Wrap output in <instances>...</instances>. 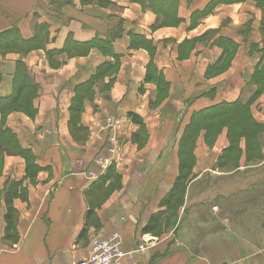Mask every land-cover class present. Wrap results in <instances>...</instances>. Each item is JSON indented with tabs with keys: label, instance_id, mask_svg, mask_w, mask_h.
<instances>
[{
	"label": "crops",
	"instance_id": "0c3cea01",
	"mask_svg": "<svg viewBox=\"0 0 264 264\" xmlns=\"http://www.w3.org/2000/svg\"><path fill=\"white\" fill-rule=\"evenodd\" d=\"M53 1L0 0V36L16 28L22 40H40L20 55H0V99L12 95L19 67L36 87V116L9 112L1 120L0 113V130L39 167L28 176L22 156L0 151V264H74L93 238L113 232L125 251L135 249L152 237L142 232L151 217L166 213L161 201L180 173L178 142L197 113L239 103L264 126V10L256 0H174L166 17L149 8L155 0H60L59 10ZM165 19L170 26L159 27ZM94 39L107 41V50L76 48ZM70 40L77 52H60ZM89 82L92 97L83 99L77 126L83 131H76L70 109ZM108 117L121 122L110 166L116 180L105 177L110 167L95 164L108 156ZM202 137L174 235L154 238L121 264H264V149L257 166H245L243 153L237 170L214 172L208 158L228 148L226 131L211 150ZM13 181L25 192L12 202L16 242L5 239L4 221ZM210 209H219L217 220Z\"/></svg>",
	"mask_w": 264,
	"mask_h": 264
},
{
	"label": "trees",
	"instance_id": "16d2710c",
	"mask_svg": "<svg viewBox=\"0 0 264 264\" xmlns=\"http://www.w3.org/2000/svg\"><path fill=\"white\" fill-rule=\"evenodd\" d=\"M236 2V1H242V0H215V2ZM259 7L264 10V0H256ZM65 3L64 1H60V0H56L52 2V5L54 6L55 10H59L62 4ZM57 5L59 7H57ZM172 5H175V1L174 0H158V1H153L149 3V8L154 10L155 12H157V14H159L158 16H167V13L170 11V9L172 8ZM119 36V35H118ZM39 39L37 40H31V41H24L19 37V32L16 28L10 29L9 31H6L4 33H2V35L0 36V48L2 47H8V46H17L19 47L20 51L25 52L28 51L30 49H32L33 47H39ZM104 43L106 45V47L101 44ZM70 45H73L70 43L69 45L65 46V48L63 50H61L60 52H70V51H74L77 52L78 50L81 49H85L83 52L89 50V48H93V47H97L101 50H107L106 48H108L109 43L107 41H100L98 39H94L91 41L90 44L88 45H80V46H76V50L73 49ZM71 48V49H70ZM53 54V53H52ZM22 68L20 74L19 73V69L16 72V75L14 77V84H15V89L12 93V95L8 98L5 99H0V113L3 114L4 112H10L11 110H13L14 108H19L21 109V111L25 112V114L29 117H32L35 114V110L32 108L31 106V101L33 99V97L35 96V90L36 87L34 86V84H31L30 81H28L27 78V74H26V70ZM146 80H149V76L147 75ZM92 83L89 82L87 83V85L85 86H81L78 88V91L76 93L75 98L73 99V103H72V107L70 109V113H72L71 118L69 120V124L72 126L76 131H83V129H81V127L79 126L77 128V126L79 125V114L81 113V105H82V101H83V97H80V94H83L85 92L90 91ZM26 91L27 95H25L24 97H20L21 92ZM76 104V107H74ZM233 110H237L241 117L240 119L245 121L246 123L250 124L252 128L256 129V130H263L264 131V126L259 125L255 122L252 121V119L250 118L249 114H248V110L244 107L241 106L239 103H233V104H220L218 106L206 109L204 111H201L199 113H197L195 115V118L193 119V122L191 123V125L188 127V129L186 130V132L183 135V138L185 137L186 133L188 130L192 129L195 125H194V120L198 119V118H210L216 115H219V113L222 112H229V111H233ZM131 121L137 125L140 126V129H142V122L139 120L138 117H136L133 114L129 115ZM183 140V139H182ZM0 141L3 145V147H5V150H12L14 153L19 154L20 156H22L24 158V160L26 161L27 165L25 168V172L28 176H32L33 173L37 170H39V167H37L34 162H33V158L28 154L27 150L22 149L16 139L15 136L8 130L6 129H1L0 130ZM251 141V143H249ZM254 140H247V146L248 143L253 145L252 142ZM232 147H229L225 150L226 153H229L230 156L232 153H236L235 151H233V149H231ZM246 149H248L246 147ZM3 149H0V151H2ZM240 151V150H239ZM256 152V150H252V149H248V153H250L249 156V160L250 158L254 157L251 153ZM193 155L191 151H188L185 155V159L182 160L180 162V173L179 176L177 177L171 191L166 195L165 198H163V200L161 201V206H163L165 208V212L168 210H171L172 212H174V210H176L177 208V203L182 199H184V195H185V191H186V187L187 184L189 182V180H187V178L190 176V171H191V166H192V159ZM185 171V172H184ZM112 173L114 174V169H112L111 167L107 170L105 177L106 178H111V179H118L119 177L114 174L112 177ZM186 174V175H185ZM189 174V175H187ZM182 181L184 182L181 183ZM24 196H25V192L24 190L21 188V184L19 182H11L4 194V202H5V206H6V212L4 215V221H5V239L6 240H11L13 242H16L18 240L17 234H16V229H15V219H14V210L12 207V202L14 199L16 198H20L24 200ZM181 202V205H182ZM164 212V213H165ZM92 216V211H88L86 214V220H89L90 217ZM159 216H163V213L161 215L156 214L155 216L151 217V219L148 221V223L146 224V226L143 228L142 232L143 234H153V232L158 229V227L160 226V219ZM167 216V214H166ZM86 232V227L83 228L81 235H83Z\"/></svg>",
	"mask_w": 264,
	"mask_h": 264
},
{
	"label": "rangeland",
	"instance_id": "374dc122",
	"mask_svg": "<svg viewBox=\"0 0 264 264\" xmlns=\"http://www.w3.org/2000/svg\"><path fill=\"white\" fill-rule=\"evenodd\" d=\"M100 2V0H98ZM170 26V22L165 20H161L159 23V27L161 28H167ZM7 54H17L20 55L21 51L19 47L17 46H8L4 48H0V55L5 56ZM49 65L51 67H56L54 62L48 61ZM227 63L224 65V69H227ZM222 69V68H220ZM216 69L212 71L211 77L217 76L222 70ZM22 68L19 67V73L20 74ZM108 89V88H107ZM264 89V85L261 86L260 90ZM27 95L26 91H22L20 97H24ZM86 95V96H85ZM86 98L87 101L91 100L92 97V92L91 94H88V92H85L83 94H80V97ZM166 95H159L157 96L156 100L159 101L162 98H165ZM76 107V104L75 106ZM82 107V105H81ZM83 107L81 108V110ZM16 112L19 114H22L26 116L25 112L21 111L19 108H14L13 110L10 111V114ZM83 111L79 114V118L81 117ZM72 113H70V118H71ZM7 116H9L8 112H4L1 114V120H4ZM36 116L33 115L32 118ZM27 117V116H26ZM241 115L237 110L233 111H225L222 113H219V115L210 117V118H198L194 120V127L190 130L187 131L185 137H182L180 141L178 142V151H179V159L180 161L185 159V155L188 151L192 152V155L196 149V144L200 136L202 135L203 137V144L208 148V150H211L215 147L216 141L218 137L222 134V132L225 130L226 131V140L228 143L229 147H232L233 151L236 153H232L231 156L229 153H226L225 151H222V154L218 159L215 161L214 158L210 157L208 158V166H212L214 168V172L217 170L219 172H231L233 170H237L240 165V160L243 158V153H244V163L245 166H257L260 164V162L263 160L262 157V151L264 149V131L263 130H256L251 127L250 124L246 123L245 121L240 119ZM106 122V120H105ZM73 128V125L71 126ZM71 132V130H69ZM73 138L76 140L79 139V137H82V134H74L72 133ZM97 141L101 140V137L97 134L96 136ZM183 139V140H182ZM253 139L254 141L252 142L253 145L249 144L251 141L248 143L247 146V140ZM246 147L252 150H256V152L251 153L254 157L250 158L249 156L250 153H248V149ZM243 148L244 151L241 150ZM0 149H3V152L9 155H13L14 152L10 149L8 151L5 150V147H3L1 141H0ZM240 150V151H239ZM3 153V154H4ZM209 153V151H208ZM1 154V162H2V157L4 156ZM193 162L191 169L194 168L195 166V158L192 157ZM185 172V171H184ZM186 175V174H185ZM189 175V174H187ZM190 177V176H189ZM187 178V180L189 179ZM205 179V176H204ZM182 181L181 183H183ZM185 184V182H184ZM262 187V186H261ZM261 187H259L261 189ZM258 188V187H257ZM253 190H249L248 193H251ZM247 193V194H248ZM182 199L177 203V209L172 212L171 210L166 211L165 215L159 216L160 219V226L158 229H156L151 236L153 238H156L157 240L164 238L166 235H170L169 238L172 237L175 233V229L179 225V220H178V214L181 212V207L184 205V199L181 205ZM221 206L226 207L227 209L229 208L227 204H221ZM231 208H234L235 206L229 205ZM219 207V205H218ZM210 218H215V220L218 219L219 217V209L216 213L213 214L212 209H210ZM167 214V216H166Z\"/></svg>",
	"mask_w": 264,
	"mask_h": 264
},
{
	"label": "built area",
	"instance_id": "2783aa9c",
	"mask_svg": "<svg viewBox=\"0 0 264 264\" xmlns=\"http://www.w3.org/2000/svg\"><path fill=\"white\" fill-rule=\"evenodd\" d=\"M105 126L108 133V156L99 157L95 160V164L102 171L114 164L113 157L117 155L119 149L115 134L121 129V122L108 117ZM90 176L94 177L95 174L91 172ZM213 210H216V208H213ZM153 242V237H144L135 249L125 251L122 248V239L118 232L111 233L107 238L95 237L90 242L87 257L74 264H121L124 259H133L135 255L145 253Z\"/></svg>",
	"mask_w": 264,
	"mask_h": 264
}]
</instances>
